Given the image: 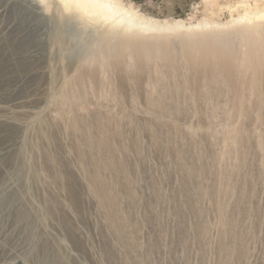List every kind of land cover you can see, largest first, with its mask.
<instances>
[{"label": "rangeland", "instance_id": "374dc122", "mask_svg": "<svg viewBox=\"0 0 264 264\" xmlns=\"http://www.w3.org/2000/svg\"><path fill=\"white\" fill-rule=\"evenodd\" d=\"M120 3L152 30L0 0V200L83 201V223L63 210L96 264H264V54L231 24L264 0ZM18 240L0 264H31Z\"/></svg>", "mask_w": 264, "mask_h": 264}, {"label": "bare ground", "instance_id": "6f19581e", "mask_svg": "<svg viewBox=\"0 0 264 264\" xmlns=\"http://www.w3.org/2000/svg\"><path fill=\"white\" fill-rule=\"evenodd\" d=\"M62 2L69 7H73V9L76 8L84 17H88L93 22L101 23L103 21L106 24L108 23L114 30L112 35H108L112 38L118 36L139 37L143 33L150 32L153 28L150 24L145 26L144 22H138L139 20L130 11H124L120 0H62ZM116 14L119 15L116 17ZM263 16L264 10L256 9L252 12V15H245V17L233 20L231 23L232 25L241 23L237 26V33L242 36L248 54H264L262 49L264 45V22L253 20L254 17L261 20V18H264ZM216 26L205 24L202 26L203 30L205 32L210 30L211 34L197 37L196 33H191L194 41H185V43L189 46L198 47L199 45H196V43H204V41L209 40L210 35L215 36L213 40L216 41L220 35L217 33L218 27ZM225 28H228V26L223 29ZM60 33H66L73 38L78 36L73 26H65V28L60 29ZM148 36L152 37L153 34ZM166 36L171 37L173 34ZM107 38L104 37L103 39L107 40ZM198 38L200 39L197 40ZM83 48L76 49L75 55H80ZM258 68L254 65V69ZM22 158H25L24 155L22 156V151L12 157L14 164H17L16 172L20 174L26 168L24 160V164L22 163ZM6 196L2 195L0 200V229L12 232L18 237V242L14 243L24 253V258L31 264H96L92 261L90 253L86 250L81 237L78 235V229L74 221L63 210L64 206H67L68 208H66L72 211L75 219L81 220L83 223V220L85 221L82 218L85 209L83 201H64L63 205L59 201H37L41 205L36 210L35 207L34 209L31 208V201H16L12 197L13 195L11 198ZM47 223L52 225L50 229L46 228ZM54 223L57 224L54 225ZM10 239L14 241L12 237Z\"/></svg>", "mask_w": 264, "mask_h": 264}]
</instances>
